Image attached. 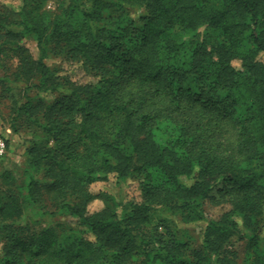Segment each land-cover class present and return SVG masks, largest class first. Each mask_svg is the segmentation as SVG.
Returning <instances> with one entry per match:
<instances>
[{"label": "trees", "instance_id": "1", "mask_svg": "<svg viewBox=\"0 0 264 264\" xmlns=\"http://www.w3.org/2000/svg\"><path fill=\"white\" fill-rule=\"evenodd\" d=\"M2 1L0 62L17 59L4 92H24L11 129L32 145L23 185L0 178V264H237L235 237L244 264H264V0H62L57 12L50 0ZM52 54L93 81L61 75ZM110 175L138 182L142 200L91 191ZM214 189L231 210L208 223L201 247L149 230L159 208L203 220L192 213ZM96 200L104 206L90 213ZM27 203L82 230H34Z\"/></svg>", "mask_w": 264, "mask_h": 264}, {"label": "rangeland", "instance_id": "2", "mask_svg": "<svg viewBox=\"0 0 264 264\" xmlns=\"http://www.w3.org/2000/svg\"><path fill=\"white\" fill-rule=\"evenodd\" d=\"M62 0H50L46 5V10L49 12H57L59 10ZM23 0H3L2 3L19 9L22 6ZM114 15V14H113ZM204 31L201 30L199 33V40H202ZM3 39L0 38V45ZM27 47L31 50L34 58H39V51L36 43L33 41L26 42ZM3 56V55H2ZM1 60V59H0ZM260 60L264 62V56L260 57ZM45 62L52 69L62 70L61 75L69 76L79 84H88L93 81V78L86 74L82 68L77 64L66 62L63 58L56 57L54 54L49 56ZM17 59L5 58L0 62V137L6 142L8 141V152L4 157H0V178L6 173L10 172L12 176L17 180L19 185H23L25 181L24 171L29 165V154L28 150L32 145V136L27 135V131H21L16 134L11 129V107L12 98L15 96L16 99L24 100V92L20 88H13L9 93L4 92L3 80L8 75L13 74L12 72L16 69ZM234 68L237 71L244 74L245 70L242 67L240 60H234L232 62ZM13 78V75H12ZM7 85H10L7 83ZM30 85V83H29ZM29 96L38 97L40 96L46 100V94L37 89L29 91ZM55 96V95H54ZM0 187L2 189L7 188L0 179ZM91 191L95 194L108 193L116 198L119 203H127L130 201L140 202L141 189L139 183L128 179L120 181L115 175H110L107 181L98 182L91 186ZM211 198L200 201L199 210H195L192 215L198 211H202L201 215L203 220L197 222H185L183 214L180 210L167 208H159L155 210L152 216L149 230H153L156 227H160V232H167V230L173 231L177 238L188 245L189 250L201 247L202 236L205 232V228L211 221H219L224 214L231 210V206L228 203H219L217 190H213L210 194ZM103 202L96 200L89 206V212L95 213L103 208ZM46 212V213H45ZM24 225L28 224L34 230H41L50 227H56L59 224L63 225L64 231H80V221L65 212L62 214H51L47 212L46 208H42L41 205H24V217L22 219ZM262 241L259 253L264 249V229L261 233ZM232 246L238 254L237 264H244L246 254L250 253L247 250L246 241L241 240L239 237L233 239ZM3 244L0 243V253L2 252ZM253 257L250 259L252 263Z\"/></svg>", "mask_w": 264, "mask_h": 264}, {"label": "built area", "instance_id": "3", "mask_svg": "<svg viewBox=\"0 0 264 264\" xmlns=\"http://www.w3.org/2000/svg\"><path fill=\"white\" fill-rule=\"evenodd\" d=\"M7 152V143L2 137H0V157H4Z\"/></svg>", "mask_w": 264, "mask_h": 264}]
</instances>
